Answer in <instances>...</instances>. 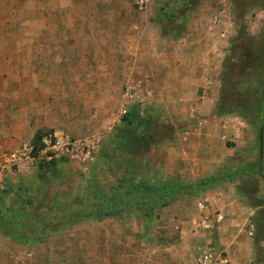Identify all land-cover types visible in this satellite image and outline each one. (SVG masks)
Returning a JSON list of instances; mask_svg holds the SVG:
<instances>
[{
	"label": "rangeland",
	"instance_id": "1",
	"mask_svg": "<svg viewBox=\"0 0 264 264\" xmlns=\"http://www.w3.org/2000/svg\"><path fill=\"white\" fill-rule=\"evenodd\" d=\"M127 1L130 5L124 0L125 8H138L136 0ZM138 9L150 17H154L157 10L162 12L161 17L157 13L155 22L164 36L166 50L179 41L186 50L194 47V53H199L205 46L202 40L209 38L212 45L207 48L219 66L211 72L215 91L204 99L208 105L201 116L210 118L211 125L216 127L212 131H217V135L207 144L212 149L206 151L209 156L217 157L212 161L215 170L223 168L195 177L193 174L190 178L186 173L195 166L184 159L186 163L178 170L183 171L178 172L183 176H171L168 172L173 168L167 164V152L164 151L170 141L163 140L169 127L163 122H150L146 107L125 97L127 87L135 90L125 77L126 66L132 62H104V69L114 74L105 81L103 94H88L95 104L101 103L102 123L95 128L86 126L81 135L63 131L72 139L89 142L93 160L79 155L39 172L36 163H27L34 171L28 172L31 182L22 183L29 187L26 189L33 198V208L18 207L12 218V224L18 230L13 233L12 229L7 230L11 235L1 233L6 238L0 236V245L3 243L7 251H0V264H191L202 243L216 252L226 250L237 264H264V130L260 157V120L254 110L250 111L248 120L243 116L246 107L257 106L264 92V0H149L145 7ZM143 17L146 16H140ZM190 26L192 30H189ZM206 27L212 28L206 30ZM146 32L154 35L152 29ZM133 35L132 30H125L119 36L129 52L132 47L128 48L127 44L129 36ZM192 38L198 40L194 45L189 44ZM131 107L138 109L142 115L140 119L149 122L141 128L132 127L133 134L143 136L140 139L137 135L139 152L127 157L115 150L114 145L118 135L125 132L121 126L124 117L121 111ZM231 108L236 110L222 111ZM218 111L231 115L218 116ZM197 116L194 115L195 123ZM234 116L247 125L239 126L240 119ZM186 119L181 117L176 125L190 128L194 123L186 122ZM211 127L207 129L211 130ZM195 144L197 146V141ZM194 153L198 161L204 158L203 151L194 150ZM126 158L133 164L131 167L144 166L182 183L254 167L240 175L231 174L204 192V197L210 201H228L230 206L229 214H225L219 228L204 235L203 240L193 228L196 217L194 196H181L176 202L155 211L148 220L130 212L101 220L79 217L89 201L86 195L89 190L102 198L110 193L121 179ZM9 200L17 202L20 199L11 196ZM234 201L238 205L233 206ZM211 211L215 212L212 207Z\"/></svg>",
	"mask_w": 264,
	"mask_h": 264
},
{
	"label": "crops",
	"instance_id": "2",
	"mask_svg": "<svg viewBox=\"0 0 264 264\" xmlns=\"http://www.w3.org/2000/svg\"><path fill=\"white\" fill-rule=\"evenodd\" d=\"M123 2L0 0V155L32 142L35 135L44 130L81 135L86 126L95 128L101 124L104 118L101 103L95 104L88 94H103L105 81L112 78L114 73L104 69V62L124 60L132 62L126 66L125 77L135 87V101L146 107L150 122H163L169 127L163 137L170 141L165 147L167 150L164 149L167 164L173 168L168 173L181 178L183 175L178 172L183 171L178 170L186 161L195 166L186 173L192 177L223 168L218 169V166L215 170L212 161L217 157L209 156L206 151L212 149L207 144L217 135V131H212L216 127L211 125L210 118L201 116L208 105L204 99L215 91L211 72L219 66L207 48L212 45L209 38L202 40L206 47L199 53H194V47L193 51L186 50L179 41L166 50L164 36L155 22L158 10L150 17L148 13L141 14L139 7L125 8ZM125 2L130 5L129 1ZM147 29L154 30V35L147 34ZM125 30L134 33L127 44L132 52L119 39ZM196 41L192 38L189 44L194 45ZM134 110L142 117L135 107L129 112ZM217 115L228 117L231 114L218 111ZM181 117L194 124L187 129L178 127L176 124ZM238 124L247 125L241 119ZM208 126H212L211 130ZM194 150L203 151L204 158L198 161ZM30 167L25 163L9 176L8 184L13 193L19 182H31L30 174L34 170ZM210 189L212 187L204 192ZM204 192L194 196L196 217L193 221L195 234L203 240L204 235L219 228L221 221L213 224L212 230L204 231L197 226L200 219L205 217L214 223L217 215L223 219L229 214L230 206L228 201H210L204 197ZM235 204L234 201L233 206ZM211 207L215 212L212 213ZM0 236L6 238L1 232ZM205 247L202 243L198 250ZM4 250L7 251V247L2 243L0 251L5 253ZM227 254L231 264H237Z\"/></svg>",
	"mask_w": 264,
	"mask_h": 264
},
{
	"label": "trees",
	"instance_id": "3",
	"mask_svg": "<svg viewBox=\"0 0 264 264\" xmlns=\"http://www.w3.org/2000/svg\"><path fill=\"white\" fill-rule=\"evenodd\" d=\"M161 13L162 12L158 13L159 16ZM173 13L174 12H172V14ZM234 110L236 109L231 108L222 111L230 113ZM246 110L247 112L243 115L245 119L248 120L250 111L252 112V110H254V113L257 115L256 117L260 120V127L263 126L264 129V92L261 94L257 106L255 108L246 107ZM140 118V114L137 110H134L132 112L128 111L122 119L121 126L125 132L118 135L116 138L117 141L114 145V149L119 150L121 154L125 153L124 155H127V157L130 153L136 151L139 152L137 149L139 146L137 135L139 134L138 136H140L141 139L143 134H133L132 132L134 129L132 127L140 126L141 128L144 124H147L145 120L143 121ZM249 123L252 124L251 122ZM143 130L144 129H142V131ZM41 134L42 132H39L35 135L32 140L34 144H38ZM57 163H59V160H52L50 162L39 161L36 163L37 171L50 170L51 168H55ZM131 165L133 164L130 159H127L125 161L124 172L121 175V179L111 188L110 193L104 198L96 194L94 191L89 190L88 194H86L89 201L84 205V212L79 217L85 216L87 218L101 220L112 216L121 217L126 215L127 212H130L144 220H148L155 215V211L176 202L181 196L199 195L221 180L230 177L231 174L240 175L254 167V165L253 167L248 166L240 172L235 171L231 174H228L225 171L220 175L201 178L194 183H182L175 178L168 179L144 166L140 168L135 167V165L134 167H131ZM257 166L258 164L255 165V167ZM26 188L29 187L24 183L19 182L17 190L13 193L8 181H6L4 189L0 191L1 233L11 235L7 233V230L12 229V233L18 230V228L12 224V218L18 207L26 205L27 207L33 208V198L29 193V190ZM11 196L17 200L19 198L20 200L17 202H11L9 200Z\"/></svg>",
	"mask_w": 264,
	"mask_h": 264
},
{
	"label": "built area",
	"instance_id": "4",
	"mask_svg": "<svg viewBox=\"0 0 264 264\" xmlns=\"http://www.w3.org/2000/svg\"><path fill=\"white\" fill-rule=\"evenodd\" d=\"M149 0H136L139 8L145 7ZM125 97L129 101L137 99L135 90L128 88ZM127 109L123 108L122 116L127 114ZM121 116V118H122ZM90 143L86 140L72 139L65 133H56L53 131H43L38 144L33 142L23 143L12 151H7L0 155V191L6 184V179L25 163L34 164L35 162L52 160L72 159L80 155V157L93 160ZM222 220L221 215H217L214 223L202 217L197 224L200 229L209 231L213 229V224H217ZM193 264H231L230 258L226 251L216 252L214 249H201L197 256L193 259Z\"/></svg>",
	"mask_w": 264,
	"mask_h": 264
},
{
	"label": "water",
	"instance_id": "5",
	"mask_svg": "<svg viewBox=\"0 0 264 264\" xmlns=\"http://www.w3.org/2000/svg\"><path fill=\"white\" fill-rule=\"evenodd\" d=\"M263 126L259 129L258 132V142H259V147H260V157L262 155L261 149H262V144H263V139H262V134H263Z\"/></svg>",
	"mask_w": 264,
	"mask_h": 264
}]
</instances>
